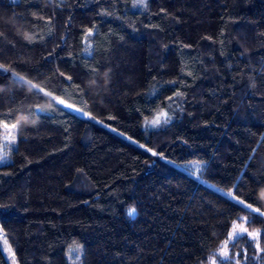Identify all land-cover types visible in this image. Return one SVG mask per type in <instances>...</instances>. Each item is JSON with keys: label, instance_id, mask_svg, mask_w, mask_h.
<instances>
[{"label": "trees", "instance_id": "trees-1", "mask_svg": "<svg viewBox=\"0 0 264 264\" xmlns=\"http://www.w3.org/2000/svg\"><path fill=\"white\" fill-rule=\"evenodd\" d=\"M129 6L0 0V142L17 125L0 232L15 263L68 264L80 244V264H264V0ZM241 221L259 247L241 235L222 256Z\"/></svg>", "mask_w": 264, "mask_h": 264}, {"label": "rangeland", "instance_id": "rangeland-1", "mask_svg": "<svg viewBox=\"0 0 264 264\" xmlns=\"http://www.w3.org/2000/svg\"><path fill=\"white\" fill-rule=\"evenodd\" d=\"M145 2H146V0H130L129 11H131V12L142 11L145 8ZM54 98H59V97H54ZM54 98H53V100L55 101V103L58 106H60L61 108L73 113L74 115H76L80 118H83V119L89 118V115L86 112H84L80 108L76 107L75 105L59 98L60 100H63L65 102L64 104H60V103H57L56 99H54ZM66 105H72V107L69 108ZM77 109H79V111H77ZM157 119L159 120V117L150 121L148 123V126L151 128V127H154L155 125H157L158 123H153V121H156ZM1 129H2L1 130L2 136H1V142H0V164H4V163H7L9 161L10 151L14 148V145H15V141L12 142V139H11L12 136H15V129H5L3 127V124L1 125ZM189 164L192 165L194 163L190 162ZM190 168L194 172H196L198 169V167L196 165H192V166H190ZM210 188L215 189L220 194H223V195L226 194L224 191H220L214 187L210 186ZM234 225H243L245 227L244 221L236 222L233 224V226H232V228L228 234L227 240L223 244V246L220 250V253L222 252V250L226 249L227 242L233 241L236 237L241 236V235H246L248 238L253 239L251 236L248 235V233L259 232L257 230H248L247 233H239L237 235H232ZM255 245H256V243H255ZM0 248H1V251L3 252L8 264H16L12 254L9 250V247L6 244L1 232H0ZM80 248H81L80 244H72L66 249L65 256H66V260H67L68 264H77V263L80 264V255H81Z\"/></svg>", "mask_w": 264, "mask_h": 264}, {"label": "snow or ice", "instance_id": "snow-or-ice-1", "mask_svg": "<svg viewBox=\"0 0 264 264\" xmlns=\"http://www.w3.org/2000/svg\"><path fill=\"white\" fill-rule=\"evenodd\" d=\"M0 67H2V66H0ZM33 87L35 88L36 85H33ZM40 91H43V89H40ZM54 99H56L57 103H60V104H64L65 103L63 100H60L59 98H54ZM66 106L69 107V108L72 107V105H66ZM77 111H79V109H77ZM153 123H159V120L157 119L156 121H153ZM3 127L5 129H15L17 127V125L16 124L9 125V124L5 123V124H3ZM11 139H12V142H14L15 141V136H12ZM228 195H229L230 198L236 199L238 201V203H240L241 205H244L245 207H247L251 211L257 212V213L260 212L259 208H253V206L251 204H245V201L239 200V198L234 197V195L231 192L228 193ZM134 212H135V209H131L130 210V213H134ZM261 215H264V213H261ZM245 220H246V218H245ZM247 232H248V229L245 228L243 225H234L232 235H237L239 233H247ZM248 235L251 236L254 240L257 241V247H259V243H258V238H259V235H260L259 232H251V233H248ZM221 255L224 256V257H227V255H228L227 250L226 249L222 250ZM213 264H216L215 260L213 261Z\"/></svg>", "mask_w": 264, "mask_h": 264}]
</instances>
